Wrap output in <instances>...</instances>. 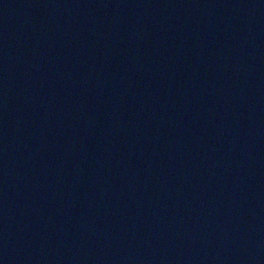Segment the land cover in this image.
Listing matches in <instances>:
<instances>
[{
  "label": "water",
  "instance_id": "1",
  "mask_svg": "<svg viewBox=\"0 0 264 264\" xmlns=\"http://www.w3.org/2000/svg\"><path fill=\"white\" fill-rule=\"evenodd\" d=\"M0 264H264V0H0Z\"/></svg>",
  "mask_w": 264,
  "mask_h": 264
}]
</instances>
